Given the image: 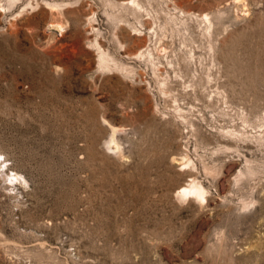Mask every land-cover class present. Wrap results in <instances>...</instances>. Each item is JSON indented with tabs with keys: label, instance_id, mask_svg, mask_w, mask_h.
<instances>
[{
	"label": "rangeland",
	"instance_id": "obj_1",
	"mask_svg": "<svg viewBox=\"0 0 264 264\" xmlns=\"http://www.w3.org/2000/svg\"><path fill=\"white\" fill-rule=\"evenodd\" d=\"M136 1L0 0V264H264V0Z\"/></svg>",
	"mask_w": 264,
	"mask_h": 264
},
{
	"label": "bare ground",
	"instance_id": "obj_2",
	"mask_svg": "<svg viewBox=\"0 0 264 264\" xmlns=\"http://www.w3.org/2000/svg\"><path fill=\"white\" fill-rule=\"evenodd\" d=\"M128 3H133L135 5V3L137 2L136 0H127ZM138 3V2H137ZM136 3V4H137ZM56 5V4H55ZM54 5V6H55ZM141 6V5H140ZM135 7V6H134ZM185 14V13H184ZM205 17L208 19V21H210V17L208 18L207 14L205 15ZM210 23V22H209ZM62 26V25H61ZM213 27V26H212ZM211 27V28H212ZM210 28V29H211ZM140 54H143V52H140ZM135 55V54H134ZM139 55V52L138 54ZM109 56V55H108ZM140 57V56H139ZM142 57V56H141ZM143 58V57H142ZM104 59V58H103ZM114 59V58H113ZM107 60V59H105ZM113 62V61H112ZM120 64V63H119ZM117 65V63H116ZM126 67V66H125ZM124 65H121L120 68L121 69H124L125 68ZM112 129L113 131H115L117 128L115 125H112ZM119 129V128H118ZM114 134V133H112ZM116 140H115V137L114 135H112L107 141H106V145H108V147L112 148V144L115 143ZM119 142V141H118ZM112 146V147H111ZM117 146V145H116ZM117 152V151H116ZM189 158V157H188ZM210 171V170H209ZM216 171V170H215ZM207 189L206 187L201 183L199 182L198 180L195 179V177L191 178L190 181L187 183V184H183L177 191L178 193V196H187L186 194H189V193H192L194 194L196 197H198L199 199H206V196H208V193H207ZM206 201V200H205Z\"/></svg>",
	"mask_w": 264,
	"mask_h": 264
}]
</instances>
